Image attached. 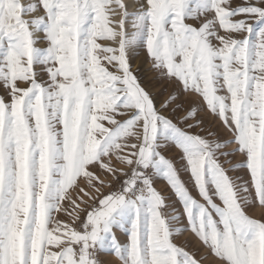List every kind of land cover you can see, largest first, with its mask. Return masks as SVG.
<instances>
[{
	"label": "snow or ice",
	"instance_id": "obj_1",
	"mask_svg": "<svg viewBox=\"0 0 264 264\" xmlns=\"http://www.w3.org/2000/svg\"><path fill=\"white\" fill-rule=\"evenodd\" d=\"M0 264H264V0H0Z\"/></svg>",
	"mask_w": 264,
	"mask_h": 264
},
{
	"label": "rangeland",
	"instance_id": "obj_2",
	"mask_svg": "<svg viewBox=\"0 0 264 264\" xmlns=\"http://www.w3.org/2000/svg\"><path fill=\"white\" fill-rule=\"evenodd\" d=\"M132 65H133L134 70H137V69L143 70V71H141V75L145 74V72L147 70V65L144 63V57L142 54L137 56L135 59L132 60ZM156 90L159 91V88H157ZM169 155H171V153H169ZM156 186L158 187V189H160L162 192H164L165 195L170 194L163 181L158 182ZM119 238L121 239V241H123L125 239L123 234H119ZM186 238L187 237H181V239H186Z\"/></svg>",
	"mask_w": 264,
	"mask_h": 264
}]
</instances>
